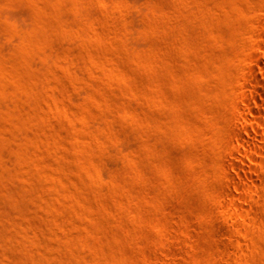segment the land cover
Here are the masks:
<instances>
[{
  "label": "rangeland",
  "instance_id": "1",
  "mask_svg": "<svg viewBox=\"0 0 264 264\" xmlns=\"http://www.w3.org/2000/svg\"><path fill=\"white\" fill-rule=\"evenodd\" d=\"M263 41L264 0H0V264H264Z\"/></svg>",
  "mask_w": 264,
  "mask_h": 264
},
{
  "label": "bare ground",
  "instance_id": "2",
  "mask_svg": "<svg viewBox=\"0 0 264 264\" xmlns=\"http://www.w3.org/2000/svg\"><path fill=\"white\" fill-rule=\"evenodd\" d=\"M261 53L264 56V50H262ZM254 62L256 68L259 71L260 78H254V88L246 92H248V97H250L248 100L251 99L252 105L261 108L263 113L255 111L256 109L252 110L250 106L251 104L249 102H245L244 107H239L238 112L240 114L239 118L243 123L242 128L247 132L248 135L246 139L242 138L241 142L249 152L252 151L258 154L259 157H262L264 154V149L259 142L264 141V120L262 119V117H264V62L262 59H260V57H256ZM249 117H251L252 120H250ZM239 156L241 157L243 154ZM239 162L243 165L242 158H240ZM239 171L242 172L241 169Z\"/></svg>",
  "mask_w": 264,
  "mask_h": 264
}]
</instances>
